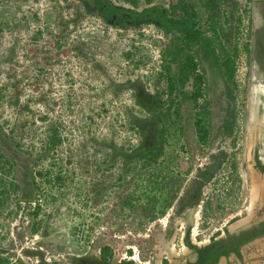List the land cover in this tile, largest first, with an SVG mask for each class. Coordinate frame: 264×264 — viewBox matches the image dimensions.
<instances>
[{
  "label": "rangeland",
  "instance_id": "1",
  "mask_svg": "<svg viewBox=\"0 0 264 264\" xmlns=\"http://www.w3.org/2000/svg\"><path fill=\"white\" fill-rule=\"evenodd\" d=\"M150 1L165 8L175 2ZM188 1L210 35L203 0ZM215 2L218 45L214 53L202 45L191 50L204 75L198 102L204 98L209 109L208 136L198 139L193 102L175 91L179 119L168 129L159 159L146 164L127 155L138 143L131 116H149L133 102L130 85L140 82L150 93L167 88V67L177 73L181 58L167 53L174 34L152 24L108 25L78 0H0V119L8 125L26 121L24 142L34 146L28 156L0 135V154L13 164L2 182L18 185L0 206V264L96 262L103 246L109 247L107 264H164L165 257L172 262L187 253V228L195 226L205 240L225 220L231 227L248 212L246 224L264 218V203L253 207L257 149L247 130L251 85L264 82V0ZM145 5L137 0L138 9ZM60 17L69 24L59 23ZM220 49L236 50L233 85L214 63ZM191 87L188 80L184 88ZM50 125L62 140L38 157ZM259 140L258 150L264 118ZM223 163L234 184L226 201L212 187ZM31 169L49 170L45 179L36 175L38 188L25 186L23 174ZM25 190L30 202L20 200Z\"/></svg>",
  "mask_w": 264,
  "mask_h": 264
},
{
  "label": "trees",
  "instance_id": "2",
  "mask_svg": "<svg viewBox=\"0 0 264 264\" xmlns=\"http://www.w3.org/2000/svg\"><path fill=\"white\" fill-rule=\"evenodd\" d=\"M78 1L84 9H94L97 15L108 25L127 28L152 24L161 32L173 33L174 42L172 48L167 53L171 55L170 58H174L176 54L181 55L178 61L179 68L177 73L170 75L169 68L167 67L166 84L169 94L166 100H163L158 93L146 91L140 82L133 81L131 83L130 88L133 102L143 111H147L149 116H131L130 123L135 135L138 137V143L127 154L128 157L130 159L142 160L146 164H153L159 159L167 137V131L179 119L178 99L174 93L175 91L193 102L195 107L194 127L198 139L204 141L208 136L209 109L204 98H202L201 103L198 102L204 95V75L197 70L195 56H193L191 50L202 45L211 53H214L216 49L214 44L218 45L216 43L219 41L213 20V10L217 3L215 2L216 0H203L204 8L209 14L211 23L209 27L210 35L206 33V30H202L199 27L197 11L188 0H175L174 3L170 4L169 8H165L159 4H152L150 0H146V5L139 9L137 0H126L130 3V7L116 4L110 0ZM58 22L63 26H67L70 20L63 21L60 17L58 18ZM235 53V49L230 53L220 49V52L216 54L214 62L221 68L225 79L232 85L235 72ZM188 80H191L192 86L189 91L184 88ZM40 100L44 101L43 99ZM29 106L30 104L28 103L24 105L26 109ZM45 118L46 116H41V119ZM19 120V118H16L12 124L8 125V120L0 119V135L5 137L12 147L31 156L34 148L33 142L30 141L28 144L24 142L27 122H19ZM45 129L42 134L43 138L40 140L38 157H45L62 140L61 133L58 132L56 126L50 125ZM26 135H28V132ZM257 157L258 155L255 153L254 158L256 160L254 167L264 174V164ZM12 168V162L6 160L0 154V206L5 202L11 190H16L18 187L13 180L2 182V176L9 175ZM48 174L49 170L46 169H39L37 172L33 171V169L28 170L23 174L25 186L28 184L33 188H38V182L35 180L36 175L41 179H45ZM56 178L58 180L61 179L59 175ZM22 195L20 200L30 202V190H25V193ZM34 205L38 209L40 203L37 201ZM258 236H264V219L232 233L225 229V236L213 238L205 246L197 248L189 244L196 250L197 258L195 261L187 262L186 264H217L220 256H228L230 253L239 256L240 246ZM108 250V246H103L102 254L107 255ZM26 251L41 258L39 252ZM41 264L46 263L42 262Z\"/></svg>",
  "mask_w": 264,
  "mask_h": 264
},
{
  "label": "flooded vegetation",
  "instance_id": "3",
  "mask_svg": "<svg viewBox=\"0 0 264 264\" xmlns=\"http://www.w3.org/2000/svg\"><path fill=\"white\" fill-rule=\"evenodd\" d=\"M255 154V153H254ZM257 155H258V159L260 160L261 163L264 164V161L261 159L260 157V150L257 149ZM255 158L253 157V167H254V164H255ZM255 168V167H254ZM256 169V168H255ZM257 170V169H256ZM258 171V170H257ZM260 172V171H258ZM261 173V172H260ZM263 174V173H261ZM264 175V174H263ZM245 216H240L238 217L237 219H242L244 218ZM193 219L192 215H190V219ZM264 218L262 219H258L256 218V220H252L249 224H246V226H243V227H239L238 229L234 230L233 232L237 231V230H240V229H244V228H247L249 226H251L252 224H255V223H258L259 221L263 220ZM234 221V220H232ZM226 221L222 223V225H224V228H221L222 230L220 231L219 228H217L215 230V232H212L211 234H209L207 236V238L205 240H201V239H198L200 238V234H198L196 231H193L192 228H187L185 231H184V235L182 237V241H183V244H184V247H186V254H182L181 256H176L175 258H172L174 260H172L171 262V259L165 257V259H167L166 262H164V264H186L187 262H193L195 261V259L197 258V253H196V250L191 247L189 244L191 245H194L195 247L197 248H200L202 246H205L207 245L211 239L213 238H220V237H223L225 236V229L228 231V228L226 226ZM245 225V224H244ZM230 233H232L231 231H228ZM264 238V236H258V237H255L254 239H252L251 241L243 244L240 246V255L239 256H236L235 254L233 253H230L228 256H220L218 261H217V264H221V261L224 259L225 261V264H231L232 262H234L235 264H249L247 263V258L246 256L244 255V249L247 248V246L250 244V243H253L256 239H259V238ZM194 238V240H196V242H193L192 239ZM171 248L168 250V253H171ZM99 255L101 256L99 259L100 261H96V262H88V263H84L82 262L81 264H105L108 260L106 259H103L102 258V247L100 248V251H99ZM168 256V255H167ZM171 257H174V256H171ZM261 262L264 263V253L262 254L261 256ZM42 258V257H41ZM247 261V262H246ZM43 262V261H42ZM41 262V263H42ZM162 263L160 264H163V261H161ZM45 263V262H43ZM107 264V263H106ZM129 264V263H127Z\"/></svg>",
  "mask_w": 264,
  "mask_h": 264
},
{
  "label": "crops",
  "instance_id": "4",
  "mask_svg": "<svg viewBox=\"0 0 264 264\" xmlns=\"http://www.w3.org/2000/svg\"><path fill=\"white\" fill-rule=\"evenodd\" d=\"M207 17L209 19V14L207 13ZM210 26H211V23H210ZM216 29V28H215ZM217 31V30H216ZM225 78V77H224ZM191 81V80H190ZM209 121V120H208ZM196 131V130H195ZM198 137V136H197ZM252 175L255 179L254 180V190H258V194H257V197L255 199H252L253 202H255V204L253 205L254 206H259L261 204L264 203V175L261 174L260 172H258L253 166H252ZM252 215V212H248L247 215L243 218V219H237L234 221V223H231V227L230 226H227L232 228L230 229L231 232H233L234 230L238 229L239 227H243V226H246V221L249 219V217ZM226 221V220H225ZM245 224V225H244ZM264 253V238H259V239H256L253 243H250L247 248L244 249V255L246 256L247 258V263L249 264H264L262 263L261 261V256L262 254ZM109 254V253H108ZM102 255V258L103 259H108V256L109 255ZM225 260L223 259L221 261V264H225L224 262ZM231 264H235L234 262H232Z\"/></svg>",
  "mask_w": 264,
  "mask_h": 264
},
{
  "label": "built area",
  "instance_id": "5",
  "mask_svg": "<svg viewBox=\"0 0 264 264\" xmlns=\"http://www.w3.org/2000/svg\"><path fill=\"white\" fill-rule=\"evenodd\" d=\"M235 70H236V66H235ZM165 87H167V84L165 85ZM158 91L163 93V94H161V93L157 92L158 94H160L161 98H162V95L165 98H167V96H168L167 88L164 90H160V88H159ZM260 157L264 161V144L260 149ZM233 186H234V184H233V178H232V170H231L229 165L223 163L220 171L217 172V174L215 175V177L212 180V187L214 189V192L219 193L222 196L220 198V200L225 199L224 201H226L230 198L229 194H230V191L233 190ZM244 210L245 209L243 206V208L238 209V211L235 212V214L239 215L241 213V211H244Z\"/></svg>",
  "mask_w": 264,
  "mask_h": 264
},
{
  "label": "water",
  "instance_id": "6",
  "mask_svg": "<svg viewBox=\"0 0 264 264\" xmlns=\"http://www.w3.org/2000/svg\"><path fill=\"white\" fill-rule=\"evenodd\" d=\"M255 105H254V117L248 120V136L252 141L253 150L258 149L260 147V130L261 125L263 123L264 118V97L262 94H257L255 97ZM259 100V101H258ZM252 113H250V117H252Z\"/></svg>",
  "mask_w": 264,
  "mask_h": 264
},
{
  "label": "bare ground",
  "instance_id": "7",
  "mask_svg": "<svg viewBox=\"0 0 264 264\" xmlns=\"http://www.w3.org/2000/svg\"><path fill=\"white\" fill-rule=\"evenodd\" d=\"M250 93H251V95H250V102H249V118L251 121V119L254 117V111L253 110H254V105L256 103L255 97L257 96V94H262L264 97V82H258V83H254L253 85H251ZM252 112H253L252 117H250V113H252ZM193 219H194V217H193ZM195 221H196V218H195ZM193 231H196L195 226L193 227Z\"/></svg>",
  "mask_w": 264,
  "mask_h": 264
}]
</instances>
